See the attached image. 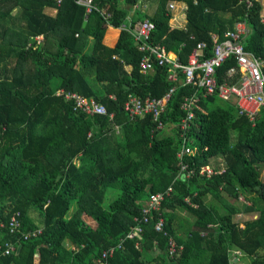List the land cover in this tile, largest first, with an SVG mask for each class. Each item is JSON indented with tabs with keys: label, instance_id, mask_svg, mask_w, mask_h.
<instances>
[{
	"label": "trees",
	"instance_id": "16d2710c",
	"mask_svg": "<svg viewBox=\"0 0 264 264\" xmlns=\"http://www.w3.org/2000/svg\"><path fill=\"white\" fill-rule=\"evenodd\" d=\"M60 1L0 0V264H93L109 246L116 248L108 264H232L233 256L264 264V107L249 121L208 94L193 105L181 137L179 104L193 88L169 81L166 66L143 73V53L128 28L115 46L101 43L108 26L129 27L144 17L153 25L148 42L184 62L196 42L205 41L203 52L210 53V31L220 34L242 18L243 48L264 59L260 0H175L185 3L181 28L169 27V0H124L123 6L95 0L89 13L74 0ZM148 3L153 12L146 15ZM48 7L56 12L45 13ZM37 35L42 44H35ZM171 85L159 115L168 134L151 115L131 119L123 110L128 93L158 98ZM70 91L93 97L106 112L74 107ZM183 144L190 151L177 160ZM206 166L210 171L199 172ZM158 192L162 198L151 208ZM241 210L254 214L241 222ZM15 212L18 227L10 233ZM135 224L139 240L125 237ZM38 229L22 240L21 233ZM6 243L14 247L9 254L2 252Z\"/></svg>",
	"mask_w": 264,
	"mask_h": 264
},
{
	"label": "built area",
	"instance_id": "2783aa9c",
	"mask_svg": "<svg viewBox=\"0 0 264 264\" xmlns=\"http://www.w3.org/2000/svg\"><path fill=\"white\" fill-rule=\"evenodd\" d=\"M60 4V0H56ZM74 2L84 8L85 13L96 10L95 0H74ZM250 4V1H248ZM168 9H175V2H168ZM108 13L102 15L103 18ZM130 25V24H128ZM122 25L119 27L128 28L134 36L139 51L143 54L139 59V69L147 71L153 64L166 66V78L175 82L179 77L182 84L189 85L194 91L187 96L182 97L179 108L184 111L176 127L181 137L188 132L190 121L193 118V105L197 103L200 97L208 94H215L220 100L228 102L234 106L238 115H245L249 121H252L258 111L264 107V59L253 56L243 48V36L248 31L246 22L242 18H237L231 28L224 29L220 34L210 31V53L206 54V42L199 41L187 53L185 61L181 62L176 57H170L168 50L160 44L151 45L148 42L150 31L153 27L147 18L136 20L133 25ZM39 37H36V41ZM226 62L229 65L218 77L219 68ZM175 86L171 85L160 97L142 98L134 93H128L123 102V110L129 118L144 117L151 115L152 120L157 124V128H163L164 123L159 120V115L164 112L166 104L173 93ZM72 96L75 100L74 107L80 108L86 113H105L104 105L97 102L91 96H84L75 91L67 92V96ZM111 116V112H107ZM166 125V124H165ZM118 131V128H116ZM190 149L184 144L174 155L177 160L184 154H188ZM185 169L183 164H179V170ZM210 171L208 167H201L199 172ZM240 197V196H239ZM162 198V193L158 192L150 197L149 204L155 208L158 201ZM146 209L141 216L142 222H147ZM162 225L161 218L156 222L154 229L160 230ZM242 225V224H240ZM1 226V224H0ZM8 231L14 232L18 227V212L13 213L8 219ZM140 229L135 224L126 233L125 237H136L140 239ZM41 233V229L21 233L22 240H28ZM176 244V243H175ZM172 240L169 241V252L172 254L176 245ZM3 254H9L14 250L10 244H4ZM117 246H120L118 242ZM181 249V245H177ZM116 246H109L100 251L94 259L93 264H108L107 260L115 251Z\"/></svg>",
	"mask_w": 264,
	"mask_h": 264
},
{
	"label": "crops",
	"instance_id": "0c3cea01",
	"mask_svg": "<svg viewBox=\"0 0 264 264\" xmlns=\"http://www.w3.org/2000/svg\"><path fill=\"white\" fill-rule=\"evenodd\" d=\"M169 1H174L175 3L179 4L180 7H185V3L184 2H177L175 0H169ZM168 1V2H169ZM167 2V4H168ZM119 5H124V0H119ZM145 5V4H144ZM176 5V4H175ZM139 7V5H138ZM180 7H177V8H180ZM143 8L146 10V15H149L153 12V5L151 4H146L145 6H143ZM170 11V10H169ZM56 12V9L55 8H51V7H48L45 9V13L49 14V15H53L54 13ZM171 12V11H170ZM172 15H171V18L169 19V27H178V28H181L184 24V9H181L179 11H177L176 13H173V10H172ZM120 28L119 27H111V26H108L104 33L102 34V38H101V43L104 45V46H109V47H113L115 46L116 42H117V38L119 36V33H120ZM36 37H39V40L36 41ZM42 36L41 35H37L34 37V41L36 42L35 44H42V40H41ZM134 44H136V41L134 40ZM168 55L170 57H177L176 53L175 52H171V51H168ZM186 57V56H185ZM183 57V58H185ZM131 64H125V68L127 70H130L131 69ZM177 80H181V77L178 78ZM176 80V81H177ZM164 129V128H163ZM116 133H118L119 131H115ZM73 162H75L76 165H78V160L76 158L73 159ZM209 200V199H208ZM182 214V213H180ZM34 215V217H37L38 216L34 213L32 214ZM80 218L82 219V221L85 223V224H89L91 227H94L95 226V222L93 221V219H91L88 215L86 214H81ZM136 245V243H135ZM65 247L66 248H70L72 249L73 246H71L70 244H68L67 242H65ZM233 251H237V250H232ZM232 264H241L240 263V259L241 257H237V256H233L232 257Z\"/></svg>",
	"mask_w": 264,
	"mask_h": 264
},
{
	"label": "rangeland",
	"instance_id": "374dc122",
	"mask_svg": "<svg viewBox=\"0 0 264 264\" xmlns=\"http://www.w3.org/2000/svg\"><path fill=\"white\" fill-rule=\"evenodd\" d=\"M260 2H261V19L262 18H264V0H260ZM176 4V6H175V9L173 10V13H176L177 11H179L180 10V8L181 9H184V13H185V7L183 6V7H180V5L179 4H177V3H175ZM167 7H168V5H167ZM177 7H180V8H177ZM172 12V11H171ZM222 103V102H221ZM224 103V102H223ZM164 129H163V133L164 134H168L169 133V129H168V126L167 125H165L164 127H163ZM209 169V168H208ZM259 175H260V178L262 179V180H264V164H262L261 165V168H260V173H259ZM238 200H245V199H243V196L241 195L239 198H238ZM215 202H218V200H214V203ZM240 203L239 201H237L236 200V203ZM242 202V201H241ZM247 203H249L248 201H246ZM254 213L253 212H251V211H244V210H241V212H238L237 213V215H236V217H238L239 219H240V221L242 222L243 221V219H245V218H247V217H249V216H251V215H253ZM248 262H249V257H244V258H241L240 259V263L241 264H248ZM239 264V263H238Z\"/></svg>",
	"mask_w": 264,
	"mask_h": 264
},
{
	"label": "clouds",
	"instance_id": "9594fccd",
	"mask_svg": "<svg viewBox=\"0 0 264 264\" xmlns=\"http://www.w3.org/2000/svg\"><path fill=\"white\" fill-rule=\"evenodd\" d=\"M99 11V10H98ZM170 11H172V10H170Z\"/></svg>",
	"mask_w": 264,
	"mask_h": 264
},
{
	"label": "water",
	"instance_id": "95a60500",
	"mask_svg": "<svg viewBox=\"0 0 264 264\" xmlns=\"http://www.w3.org/2000/svg\"><path fill=\"white\" fill-rule=\"evenodd\" d=\"M137 44V43H136Z\"/></svg>",
	"mask_w": 264,
	"mask_h": 264
}]
</instances>
